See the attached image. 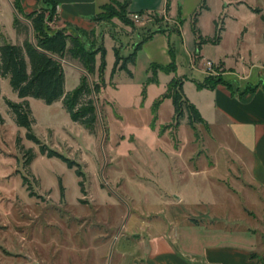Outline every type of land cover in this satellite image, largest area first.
Returning a JSON list of instances; mask_svg holds the SVG:
<instances>
[{"label":"rangeland","instance_id":"rangeland-1","mask_svg":"<svg viewBox=\"0 0 264 264\" xmlns=\"http://www.w3.org/2000/svg\"><path fill=\"white\" fill-rule=\"evenodd\" d=\"M207 4L212 8L200 11L197 27L210 33L216 19L225 27L224 41L219 46L200 44L193 29L194 14L182 17L181 35L172 36L179 64L178 75H174L197 81H204L207 74L218 76L223 67L218 59L240 48L251 50L257 65L263 63L264 0H207ZM115 11L122 14L123 8L118 6ZM150 17L145 23L141 22L146 17L137 22L130 14L97 21L96 46H105L107 53L103 78L99 72H84L91 84L105 81L102 91L94 95L98 119L93 129L73 121L62 100L47 104L27 98L35 119L33 132L41 144L76 161L72 168L63 159L42 153L40 144L27 138V130L17 125L6 104V98L21 99L9 78H1L0 264H131L132 257L123 256L121 248L131 245L128 238L137 240L139 235L129 232L127 238L124 227L146 223V219L153 223L159 212L165 219L167 210H184L170 204L176 201L175 191L186 193L190 201L196 192L214 197L217 203L213 208L224 211L230 226L234 212L240 216L235 225L247 229L263 225L264 191L252 181L225 129L203 123L194 128L186 110L175 127L171 99H164L157 108L153 127L154 102L165 92L167 82L162 75L161 83H148L154 73L138 54L139 49L136 63L130 66L133 75L118 70L112 76L115 45L127 56L154 30L177 26L161 16ZM13 18L9 0H0V42L11 36L14 43L27 36L35 41L31 28L26 33L14 31ZM55 21L56 15L50 25L55 26ZM66 59L73 61L69 55ZM207 60L214 63L212 70H207ZM227 61L236 67L235 56ZM73 64L80 65L77 61ZM66 65V89L72 90L83 72ZM194 209L205 208L199 204Z\"/></svg>","mask_w":264,"mask_h":264},{"label":"crops","instance_id":"crops-1","mask_svg":"<svg viewBox=\"0 0 264 264\" xmlns=\"http://www.w3.org/2000/svg\"><path fill=\"white\" fill-rule=\"evenodd\" d=\"M52 1L56 4V25H52V28L54 30L66 29L69 34L76 36L79 28L95 30L98 24L94 17L103 13L104 7L113 0ZM128 1L130 15L132 16L134 13L140 15L137 22H141V19L146 17L141 22L145 23L151 21L150 16L158 15L164 18V21L177 23L173 29L165 27L166 30L153 34L138 51V54L141 53L149 65L148 70L150 69L154 73V77H151L148 83H161L160 78L163 75L166 77L167 89L169 82L177 77L179 68L178 53L175 50L174 42L172 45V36L181 35L182 17L187 19L188 16H192L200 7L202 0H183L182 3H175V0ZM9 2L13 7L15 18L18 12L12 0ZM41 2L42 0H21L26 13L39 9L42 5ZM207 6L204 10H211L212 5L207 4ZM199 20L198 18V22H200ZM216 21L215 19L214 22ZM26 22L29 24L28 21ZM30 28L33 32L31 26ZM215 30L216 27L210 33H204L202 27L199 29L200 34L207 38L213 37ZM223 31L221 40L215 44L217 46L224 41ZM6 39L13 40L12 36ZM115 47L117 46L115 45ZM187 51L189 50L187 49ZM230 56H235L236 67L228 64L227 59ZM99 57L101 58L100 54L97 55V68L100 65ZM199 57L201 56L199 55ZM224 58L218 59V64L223 66L220 75L230 83L231 88L225 84H218L213 89H200L196 83L202 81L186 76L183 81V89L209 126L217 125L225 129L227 136L231 137L234 142V151L239 159H242L252 181L264 191V61L257 65L251 59V50L241 51V48L232 55L226 54ZM75 61L77 60H62L65 69V87L69 74L66 63L74 66ZM172 64L175 65V68L170 72L159 67H169ZM71 65L69 66L71 67ZM130 66L132 65H129V68ZM74 68L85 74L81 64ZM188 84L189 86H187ZM248 85L257 87L251 92H245ZM66 91L69 90L66 89ZM196 194H194V200L190 201L186 193L175 191L172 195L175 196L176 201L170 202V204L184 207V210H174V212L167 210L168 217L165 219L159 217L162 216L159 212L158 218L153 223H149L151 220L146 219V223L143 221V224L133 223L131 228L124 227L127 229L125 232L127 238L129 232L139 236L137 240L128 238L131 240V245L121 248L123 256L130 255L132 257L131 264H261L264 260V223L261 228L256 229H247L238 226L237 223L235 225L234 222L240 216L234 212L231 213V216L236 217L231 219L232 225L230 226L225 221L227 216H224V211L213 208V205L217 203L214 197H210L208 194L204 196L200 192H196ZM199 204L205 209L195 210L194 207ZM262 212L264 211L262 210ZM215 218L219 221H210Z\"/></svg>","mask_w":264,"mask_h":264},{"label":"trees","instance_id":"trees-1","mask_svg":"<svg viewBox=\"0 0 264 264\" xmlns=\"http://www.w3.org/2000/svg\"><path fill=\"white\" fill-rule=\"evenodd\" d=\"M170 1V0H168ZM48 2H52L50 6ZM14 7L18 12L14 18V28L18 33L27 32L30 26L33 29L34 39L32 41L28 36L21 43H13L7 39L0 42V82L1 78L8 77L11 87L18 94L21 101H14L6 98V104L12 113L15 122L18 126L27 130V138L40 144L42 153H47L48 156H57L63 159L68 167L72 168L77 165V162L63 155L55 149L48 147L46 144H41V141L33 132V125L35 119L32 115V109L28 97H35L44 100L47 104H52L57 100H62V103L69 113L71 119L85 126L93 129L98 119L95 94H99L104 87L105 81H97L90 83L88 76L82 74L79 84L72 90L66 91L65 87V69L62 60L69 55L71 59L77 60L83 69L90 75L99 72L103 78L106 68V48L103 45H97L95 42V31L79 28L78 34L73 36L69 34L66 29L54 30L50 25L53 17L56 15V4L52 0H42V5L39 9L31 12H24L21 0H13ZM129 1L113 0L110 4L104 7V12L95 16L94 19L104 20V18L112 15H128ZM123 8L122 14L115 11L116 7ZM207 0H202L199 9L194 13L193 29L200 37V44L204 42L219 43L224 27L219 25V21L215 22V34L211 38H204L197 27L198 15L202 9H206ZM260 12V8L254 9ZM110 13V14H109ZM19 14L29 22L24 23ZM264 20V15L262 16ZM126 19V18H125ZM166 30H154L148 36L143 38L136 46L133 52L127 56H122L117 47H114L116 60L112 70V76L118 70H126L132 76V71L129 65L136 63L137 51L143 43L153 36V34ZM100 54L101 62L97 68V55ZM162 69L170 72L175 68L172 64L169 67L159 66ZM183 79L174 77L168 84L166 91L159 96L153 106V121L152 125L155 127L157 119V108L164 99L172 100L175 111V127L180 123V119L184 114V110L189 115V123L192 127H196V123H203L208 125V122L203 118L198 108L186 96L183 89ZM198 88H215L218 84H225L230 87L228 83L220 74L212 77L206 75L204 81L197 82ZM257 86L248 85L245 92L253 91ZM145 88L142 90V97L145 98ZM1 94V87H0ZM4 121L0 114V123ZM31 156L26 160L29 163ZM78 175L81 172L77 171ZM24 183H27V177L23 176ZM82 183V182H81ZM62 187V197H64ZM85 191V190H83ZM32 193V192H31ZM32 195H34L32 193ZM264 264V260L261 262Z\"/></svg>","mask_w":264,"mask_h":264},{"label":"built area","instance_id":"built-area-1","mask_svg":"<svg viewBox=\"0 0 264 264\" xmlns=\"http://www.w3.org/2000/svg\"><path fill=\"white\" fill-rule=\"evenodd\" d=\"M132 17L135 21H139L140 19V15L138 13H134L132 14ZM206 67H207V70H212L213 69V66H214V63L211 61V60H207L206 62Z\"/></svg>","mask_w":264,"mask_h":264}]
</instances>
